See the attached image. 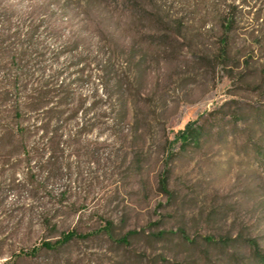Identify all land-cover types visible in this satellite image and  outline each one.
<instances>
[{
  "label": "rangeland",
  "instance_id": "obj_1",
  "mask_svg": "<svg viewBox=\"0 0 264 264\" xmlns=\"http://www.w3.org/2000/svg\"><path fill=\"white\" fill-rule=\"evenodd\" d=\"M0 29L27 67L17 117L0 64V264H132L104 237L42 248L105 220L184 229L195 244L134 239L163 264H252L250 241L264 255V0H0ZM223 40L230 64L213 66ZM190 124L201 142L183 146Z\"/></svg>",
  "mask_w": 264,
  "mask_h": 264
},
{
  "label": "trees",
  "instance_id": "obj_2",
  "mask_svg": "<svg viewBox=\"0 0 264 264\" xmlns=\"http://www.w3.org/2000/svg\"><path fill=\"white\" fill-rule=\"evenodd\" d=\"M225 22L229 27L225 30L226 32L230 31L231 22L228 20ZM8 36L5 35L4 32L0 29V64L4 61L6 66L5 74L8 76V80L3 87V94L5 96L12 97L10 99V107L16 113L17 117H21V110L23 108V100L20 96L22 89L25 87L24 85V76L27 75V67L24 62L25 51L18 50L17 48H12L10 44H6ZM229 58V47L226 40H223L222 47L220 51L215 55L213 62L216 65L227 66L230 64L228 62ZM207 60V59H206ZM7 62V64H6ZM209 60H207V63ZM236 63V62H234ZM234 65V64H233ZM115 65L110 63L103 70V75L115 74L117 79L115 80V87L117 91L114 94H109L111 99H114L113 102H110L108 109L109 114L111 115V120L114 124L119 125V123L124 122L127 119L128 115V106L127 103L123 100L124 95V83L122 79L118 76L116 72ZM11 132L17 135H23L25 132V128L21 126L17 122L16 126L11 128ZM202 129L200 127L194 126L193 124L187 125L182 132V145L185 144H200L202 137ZM168 180L163 177L160 180V188L163 193H167L168 189ZM140 236L146 237V239L150 243L156 242H166L173 240L175 237L185 244V245H193L195 244V240H191L189 235L184 229H179L176 231L172 230H158V231H146L143 230H130L125 234H117L115 229V224L112 220H105V224L101 226V228L88 232V233H79L75 230H71L68 232H64L62 236L53 241H45L42 244V248H45L49 251L58 252L60 248L70 245L72 242L77 240H88L91 238L104 237L116 251H123V257L132 260V264H163L167 262V259L163 256V254H156L151 259L150 257L146 258L142 255L134 254L132 255L130 252V247L133 244L134 239L139 238ZM206 239V238H205ZM208 244L216 243L222 247H227L229 245L226 239H222L220 242L214 241L211 239H206ZM249 247L252 249L253 262L252 264H264V255L261 253L259 246L256 242L250 241L247 243ZM34 252L36 249L33 250ZM205 253V251H204ZM204 264H206L207 257L204 255ZM162 261V262H161Z\"/></svg>",
  "mask_w": 264,
  "mask_h": 264
}]
</instances>
